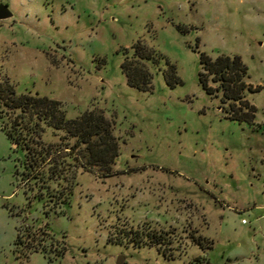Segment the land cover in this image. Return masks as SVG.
<instances>
[{"label":"rangeland","instance_id":"374dc122","mask_svg":"<svg viewBox=\"0 0 264 264\" xmlns=\"http://www.w3.org/2000/svg\"><path fill=\"white\" fill-rule=\"evenodd\" d=\"M0 3V80L58 99L67 118L100 109L118 146L99 175L83 145L71 152L74 137L44 125V142L68 146L59 177L46 163L26 177L0 129V264H264V0ZM136 44L146 89L121 68ZM200 51L240 56L251 119L203 90ZM10 115L0 103V121Z\"/></svg>","mask_w":264,"mask_h":264},{"label":"trees","instance_id":"16d2710c","mask_svg":"<svg viewBox=\"0 0 264 264\" xmlns=\"http://www.w3.org/2000/svg\"><path fill=\"white\" fill-rule=\"evenodd\" d=\"M135 47V55L125 59L121 63V68L129 85L146 89L151 75L143 62L136 57L142 58L149 54L143 51L141 45L136 44ZM199 63L201 69L198 72V80L203 90L208 94L221 91L223 96L249 106L252 110L250 114L241 111L240 108L234 109V102L230 103L229 109L232 112L228 116L232 118L244 116L251 119L254 116V106L242 99L243 90L251 86L244 82L247 67L240 56L218 54L211 57L200 51ZM209 80L215 82V86L208 85ZM261 88H264V85H257L253 89L259 91ZM0 103L11 114L8 124L0 121V129L11 143H16V147L22 149L24 176L42 175V167L46 163L49 178L59 177L61 171L59 167L62 165L58 154L68 146H61L60 142H44L41 137L44 125L65 130L69 136L74 137V142L68 147L71 152L76 154V150H81L83 145L86 160L81 162L82 166L88 169L95 167L99 175L110 174L118 146L109 121L100 109L91 108L78 117L67 118L58 99L37 93H17L7 80H0ZM68 195L69 192L63 196L61 202H67ZM14 243H17V237ZM35 249L38 248L33 246L34 251Z\"/></svg>","mask_w":264,"mask_h":264},{"label":"water","instance_id":"95a60500","mask_svg":"<svg viewBox=\"0 0 264 264\" xmlns=\"http://www.w3.org/2000/svg\"><path fill=\"white\" fill-rule=\"evenodd\" d=\"M11 15V11L8 9L7 5L0 3V19L8 17ZM116 264H122L121 258H118Z\"/></svg>","mask_w":264,"mask_h":264},{"label":"built area","instance_id":"2783aa9c","mask_svg":"<svg viewBox=\"0 0 264 264\" xmlns=\"http://www.w3.org/2000/svg\"><path fill=\"white\" fill-rule=\"evenodd\" d=\"M1 1V0H0ZM242 221H244V219H242Z\"/></svg>","mask_w":264,"mask_h":264}]
</instances>
